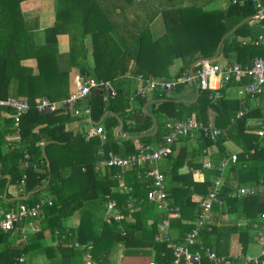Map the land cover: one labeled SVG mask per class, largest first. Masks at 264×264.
I'll return each instance as SVG.
<instances>
[{"label": "trees", "instance_id": "trees-1", "mask_svg": "<svg viewBox=\"0 0 264 264\" xmlns=\"http://www.w3.org/2000/svg\"><path fill=\"white\" fill-rule=\"evenodd\" d=\"M20 1L0 0V31L4 30L2 22L6 20L17 27L13 35H18L16 20H23ZM54 3L56 23L45 29V42L38 46H41L39 50L35 49L36 56L33 54L38 60L40 73L33 75L31 68L21 65L19 59L22 57L15 56L14 52L0 51V99L10 97L9 89L15 83L13 96L26 97L30 103L29 110L21 117L18 132L12 117L0 114L5 124V127L0 126V208L6 212L16 210L21 203L32 206L41 199H51L50 205L45 202L40 207L36 217L18 222L11 230H0V264H14L20 256L25 258V262L18 264L32 263L40 255L45 260L38 264H85L88 252L98 264H113L117 245L124 249L123 254L127 257L150 256L156 264H173V248L166 240L155 238L159 233L158 224L167 217V213L147 198V190L152 185L151 177L147 175L150 165L130 166L126 170L119 167L96 169L94 160L82 153L100 144L105 154L108 151L121 156L135 154L143 144L135 148L130 138L121 144L115 142L112 128L119 122L130 135L143 133L145 145H151L152 140L160 144L169 133L166 127L169 120H183L196 115L199 121L207 124L209 109L225 117L229 126L214 139L202 130H197L193 136L179 135L171 145V153L159 163L165 174L168 201L171 206L178 207V215L169 219L167 235L173 243H184L186 234L195 226L201 199L206 196L213 178L220 175L216 167L221 159L230 158L225 142L233 141L239 151L235 161L229 160L227 172L223 175L220 194L224 203L222 206L214 205L212 219L200 228L190 250L203 253L204 249L210 248L218 255L229 257L231 264H240L230 256L232 237L236 236L242 252L248 253L254 243V231L264 226V219L260 218L264 213V141H259L253 132H247L246 127L249 118L262 116V110L250 108L237 117V111L244 107L241 100L226 98L221 93L211 102L210 91L202 89H199L195 101H178L176 99L182 97L184 85L189 83L176 82L170 96L161 89L153 91L155 100L152 102L146 96H135L134 101L138 105L132 113L130 96L136 88L131 90L128 79L114 87L113 72L116 66H120V60H126L133 63L131 71L142 74L144 79L154 77L176 81L192 64L195 70L198 60L213 57L222 38L257 12L254 3L248 0L238 4L229 0L222 9H204L205 3L181 5L173 0H54ZM156 17L161 18L164 26L163 34L159 36H154L148 28ZM119 22L122 25H117ZM69 26H73L69 30L71 40L74 37L80 40L76 42L75 49L81 50L84 59L88 51L87 45H83L87 34L104 38L101 44H97L98 41L93 44L92 68L84 62L77 64L78 73L84 78H101L116 90L112 96L106 94L104 88L96 89L86 99L93 121L106 116L111 120L110 125L104 127L102 143L97 138L87 142L82 133L65 131L64 119L75 117L78 120L65 107L42 113L35 108L36 98L43 96L35 87V78L46 77V66L49 67L52 49L57 43L56 36L67 33ZM257 34L258 28L250 26L247 21L242 23L224 38L220 53L230 63L251 60L259 54L264 56V49L242 42L244 37ZM177 60L180 61L179 68L171 72L170 67ZM60 75L67 78L68 72ZM50 91L47 97L53 102L69 96L67 87L62 93L58 87H51ZM148 102L150 110H144L143 106ZM128 108L129 111L126 110ZM0 111L13 112L5 106H0ZM221 125L219 121L217 127ZM154 126L157 130L151 134ZM13 132L19 135V140L7 145L6 136ZM43 141L66 144L75 141L77 147L81 142V149L77 152L82 159L66 166L58 163L47 154L51 144H38ZM178 142L182 143L179 147L176 146ZM3 145L8 147L6 152H1ZM211 145H216L218 151L210 157L213 168L205 170L202 159ZM83 146L87 148L82 149ZM26 153L27 159L24 157ZM184 165L190 166V170L180 174L179 169ZM192 169H202L204 179L194 180ZM23 175L26 176L24 191L27 197L21 194L17 200H10L5 194L6 183L18 185ZM118 176L129 189L123 190L118 186ZM235 186H253L257 190L248 197L229 198L227 195ZM106 194L117 201V207L124 214L121 221H104ZM130 202L135 210L129 216ZM73 216H77V222L67 224L66 220ZM34 224L38 226L36 229L26 230V226ZM46 235L50 237L49 243L44 242ZM88 246H92L90 250ZM179 264L189 262L181 259ZM199 264L212 263L203 254Z\"/></svg>", "mask_w": 264, "mask_h": 264}, {"label": "built area", "instance_id": "built-area-1", "mask_svg": "<svg viewBox=\"0 0 264 264\" xmlns=\"http://www.w3.org/2000/svg\"><path fill=\"white\" fill-rule=\"evenodd\" d=\"M248 0H232V3L243 4ZM254 3L257 12L253 16V19L264 22V0H250ZM258 43L264 46V39L260 37L257 40ZM195 70L190 68L187 72H184L182 77L176 81H166L159 78H147L142 79V85L136 89V91L130 96V100H134L135 96L145 97L152 93L156 89L166 90L170 92L176 82H195L199 89L211 90L210 98L214 100L220 96V88L229 83L234 82L240 84L239 94L246 96H258L264 94V60L261 58H255L244 64L235 63L229 64H218L212 59H201L195 63ZM76 90L71 92L69 96L62 101L63 107L69 110L73 116L79 118V126H81V133L85 141H90L94 138L103 140L105 138L104 126L95 122L91 118V109L89 105L84 104L86 99L89 98L91 92L96 89H105L108 94L114 96L116 90L112 85L105 80H98L92 76L83 77L81 74H76L73 78ZM80 105V106H78ZM0 106L9 107L13 110L10 117L13 119V124L16 131L19 130V124L22 115L27 112L30 108V103L25 97H8L6 99H0ZM35 108L39 113L42 112H53L58 108V104L47 98H38L35 100ZM127 111L130 108L126 109ZM244 112L239 111L237 116H241ZM166 127L169 133L164 137L162 143L157 146L153 145H142L138 152L128 156H120L113 151H108L106 154L101 148L100 153L102 158L96 164V169L103 167H119L122 170L128 169L130 166H144L149 164L151 169L147 175L151 177L152 185L147 190V198L149 201L156 203L157 207L167 213V217L164 218L158 224L159 233L155 235L157 240H166L168 246L174 250L173 264H179L181 259L189 262V264H199L202 255L206 256L212 264H231L229 257L225 255H218L215 251L210 248L204 249V252L191 251V247L195 244L196 239L199 235L200 228L204 227L213 217L214 205L222 206L224 199L221 197L220 191L223 186V175L224 170L227 167L229 160H236V153H231L230 158H223L220 160L219 165L216 167L220 172L219 176H216L212 180V185L209 187L206 196L200 201L199 211L196 216L195 226L186 234L184 243L176 244L170 241L168 234L169 230V219L178 215V207H173L168 201L166 193V182L165 174L158 167V162L169 155L172 151L171 145L179 135L182 136H193L197 130H202L205 135L210 138H215L222 133V130L212 126L211 124L203 126L202 123L197 119L196 116L189 117L185 120L175 119L170 120L166 123ZM255 132L257 136L264 140V105H263V116L256 121ZM25 159L28 158V154L24 155ZM27 165L26 162L23 163ZM204 168L212 169V164L207 161L203 164ZM119 177L118 186L125 190L128 187L124 184L123 179ZM26 176L23 175L19 182L20 190H24ZM129 189V188H128ZM255 194V188L252 186H235L234 189L228 193L229 198L234 197H248ZM105 210H104V221L111 223L112 221H121L124 214L117 207V201L110 195H105ZM51 204L50 198L41 199L36 204L30 206L21 203L17 206L16 210H9L3 212L0 211V230L7 231L16 227L17 223L23 221L26 218L36 217L40 207L44 203ZM128 215L135 210L132 202L128 203ZM261 219H264V213L260 215ZM24 229L22 228V232ZM78 244H76L77 246ZM257 245V254L251 252L243 253L241 247L232 252L230 256L240 261V264L258 263L264 264V226L261 228L257 227L254 231V243ZM120 246V245H119ZM92 246H88V250ZM121 247V246H120ZM122 257V255H120ZM25 262V258L20 256L16 258L14 264ZM33 264V263H25ZM85 264H98L88 252L86 254ZM134 264V263H133ZM149 264H156L154 261H150Z\"/></svg>", "mask_w": 264, "mask_h": 264}, {"label": "crops", "instance_id": "crops-1", "mask_svg": "<svg viewBox=\"0 0 264 264\" xmlns=\"http://www.w3.org/2000/svg\"><path fill=\"white\" fill-rule=\"evenodd\" d=\"M194 1L196 2L198 0H194ZM211 1L212 0H209L208 3H211ZM226 1H227V3L223 0L220 7H217L215 9H218V8L222 9V8L226 7L229 0H226ZM189 2H191V1H186L185 3H189ZM222 5H224V6L222 7ZM19 9L21 11V15H22V19H23V20H16L18 22V27H19L18 31H20V32L18 33V35H13L16 33L17 27L14 26L13 24H10V22H6V20H3L2 27L4 30L0 31V51L1 50H5V51L7 50L10 52H14L15 56H21L22 59H19L21 65L26 66L28 68H31L32 74L37 75V73H40V68L38 66V60L34 57V55H35L34 53H35V49L38 48V50H39V48L41 46L40 47H38V46L45 42V29L55 25V23H56L55 3H54V0H21L19 3ZM253 16L251 17L252 19L248 20L247 22L249 23L250 26H255L256 29L258 28L259 34H257L256 36H252V37H250V36L244 37L242 39V42H243V44L249 43L251 45L258 46L261 49H264V46L257 42V40L260 37H262L264 39V22L253 19ZM158 18H160V17H156L148 25V26H150V32L151 33H152L151 29L153 27V24L156 22V20ZM117 25H122V23L119 22V24L117 23ZM69 30H70V26H69V29L66 30L67 33H61V34H58L56 36L57 43H56L55 49L54 50L52 49L53 55H52V58L50 59L49 67L46 66L48 68V70H46V72H47L46 77L35 78V82L37 84V86H35V87L43 95L42 98L49 99V97H47V94H48V92H50V94H51V91H50L51 87L60 88L61 93L64 92V89L66 87L68 88V94L75 91L76 86L74 84L73 78L76 74H78L77 64L84 62V63H87L88 65H90V67L92 68V63L90 62V60L93 58V52H94L93 44L95 41H98L97 44H101L102 40L104 39L103 36H96L94 34L88 33L87 36L85 37V41H86V45L88 47V51H87L86 57L84 59L82 57L81 50L77 51L75 49L76 48V42H78L80 40H78L75 37L71 40ZM132 30H134V27H132ZM35 45H37V46H35ZM219 54H221V53L219 52ZM222 56H223V64H221V65H224V64L232 65L235 63L244 64V63H247L249 61H252L255 58H261L264 60V56L259 54L251 60H245L242 62H231L230 63V62H228V60L226 59V57L224 55H222ZM212 58H214V56L211 58H208V59H212ZM120 61H121L120 66H116V69L113 72V73H115L114 83L112 82L114 84V87L120 86L127 79H128L127 80L128 86L131 87V90L134 88L137 89L138 87H140L142 85V79H144L142 74H137V73L132 72L133 71L132 70V65H133L132 62H127L126 60H120ZM174 64L170 67L171 72H175L179 68L180 61H179V65L174 66ZM192 66H193V64L191 65L190 68H192ZM64 71L68 72L67 78L60 75L61 73H64ZM49 73L51 76H49ZM149 78H154V77H149ZM98 80H103V79L100 78ZM186 85H188V86L192 85L193 86V88H194L193 93L190 92L189 95H182L181 98H178L176 100L184 101V102L195 101L198 97L199 87L196 85L195 82H192V83L186 84ZM14 86H15V83L13 84V86L11 85V87L9 89L10 97H14L13 96ZM239 86H240V84L234 83V82H229V83L223 85L219 90L220 96L222 93V95H224V97H226V98L241 100L242 105H244V107H243V110L237 111L236 116H237L239 111H243L245 113L250 108L261 109L262 110V116H263L264 94L258 95V96H253V97L241 95L238 92V90L240 89ZM209 91H210V94L213 93V91H211V90H209ZM105 93L107 94L108 92L106 91ZM154 93L155 92H152V93L146 95V98L148 100H150V102L155 100ZM166 93L168 96H170V95H172V90L170 92L166 91ZM181 94H182V92H181ZM210 94H209V96H210ZM219 97H217V98H219ZM38 98H41V97H37L36 99H38ZM217 98L212 100L209 97L211 102L215 101ZM62 101L56 102L58 104V108L63 106ZM150 102H148L146 105L143 106L144 110H146V109L150 110L149 109ZM84 104H87V100ZM156 104H158V103H156ZM137 105H138V102H135L134 100H133V102H131L130 108H132V113L134 111H136L135 108H137V107H135V106H137ZM0 114L2 115V117H3V114L6 117H10V114L6 111L5 112L0 111ZM193 116H196V115H193ZM262 116H260L259 118H256V117L255 118H249L246 121L247 132L249 131V132H253L254 134H256V132H255L256 121H258L260 118H262ZM106 117L101 118L99 121H96V122L101 123L104 127L109 126L111 123V120H107ZM237 117H239V116H237ZM187 118H189V117H187ZM187 118H185V119H187ZM185 119H183V120H185ZM79 121H80L79 118L77 120L75 117H71L70 119L69 118L64 119L63 122L65 125V128H64L65 131H71V132H74L75 134H76V132L81 133V130H80L81 126H79ZM153 121L155 122V120H153ZM206 121H207L206 122L207 124H203L201 121L200 122L202 123L203 126H207V125L211 124L214 127H217V123H219V121L222 122V125L217 127L219 129H221L222 131L224 128L229 126V122H228V120H226L225 117H220L216 112H214L211 109L208 110V117L206 118ZM0 126L5 127L4 118L0 119ZM220 127H223V128H220ZM126 130L127 129L122 128L121 122H119L118 125H116L112 128L113 134L116 137L115 142L117 144H121L122 141L130 138L133 141V145L135 146V148L140 147V145H142V144L145 145L144 144L145 140L142 139V136L144 135L143 133L130 135ZM156 130H157V128L154 126L151 134L155 133ZM104 139L103 140L99 139V140L102 143L104 141ZM211 139H214V138H211ZM258 139H259V141H264L263 139H261L259 137H258ZM6 140H7V145L8 144L10 145L12 142H17L19 140V135L17 133H14V132L10 133L6 136ZM46 143L51 144V146L49 145L47 150H46L47 154H49L50 158H52L54 161H56L58 163L65 164V166H66V165H68V163L69 164L70 163L76 164L75 162L77 160L82 159L79 156L80 152L79 153L77 152V151H80L79 149H81V146H80L81 142H79L80 145L78 144L79 145L78 147L76 144L77 142H75V141L72 142L71 144L56 143V142H54V143L53 142H46ZM46 143L43 141V142H39L38 144L41 146H44ZM151 145L157 146L159 144H157L154 140H152ZM181 145H182V143H179V142L176 144V146H178V147ZM101 146L102 145H100V144L98 147L93 145L91 147V149H89L88 152H87V150H84L82 154L84 155V157L92 158L94 160L95 164H97L99 162V160L102 158V154L100 153V151H101L100 147ZM225 146H226V149L228 150V153H230V154L231 153H237L239 151V147L235 143H233V141L225 142ZM86 148H87L86 146L82 147V149H86ZM7 150H8V147L6 145H3L1 147V152H6ZM217 151H218V147L216 145H211L210 147H208L205 150L204 157L202 159V168H204L203 164L207 161H210L212 164L210 157L212 154H215ZM159 163H161V160L158 162V167H159ZM212 166H213V164H212ZM100 169H104V167L100 168ZM204 169L208 170V168H204ZM189 170H190V166L184 165L183 167H181L179 169V173L180 174L187 173ZM226 172H227V170L226 171L224 170V175L226 174ZM192 176H193L194 180L201 181L204 179L205 173L202 169H192ZM256 190L257 189L255 188V192H256ZM5 194H7L10 197L9 198L10 200H12V199L17 200L20 197L19 195H21V194L24 195L25 197H27V195H25V191L20 190L19 183L17 185V184H9V182H7ZM1 210L2 209L0 208V211ZM66 222L69 225L75 224L77 222V216H73V217L68 218L66 220ZM35 226L38 227L36 224L28 225V226H26V230L33 231L34 229H36ZM233 237H235V238H233ZM233 237L231 240V250L233 248H236V250H238L240 248V245L237 243L236 236H233ZM44 242L45 243L50 242L49 235H46ZM238 246H239V248H238ZM236 250H234V251H236ZM122 251H124V249L122 247H120L119 245H117L116 246V252H118L119 254L116 255L118 257L117 260H114L115 262H117V264H121V263L123 264V262H125L124 264H133V263L134 264H149V262L152 261L150 256H128L127 257L124 254H122ZM234 251H231L230 253H232ZM120 255H122V257ZM120 258H122V260H120ZM44 260H45V257L43 255L42 256L40 255V256L34 258L32 263L38 264V263L43 262Z\"/></svg>", "mask_w": 264, "mask_h": 264}, {"label": "rangeland", "instance_id": "rangeland-1", "mask_svg": "<svg viewBox=\"0 0 264 264\" xmlns=\"http://www.w3.org/2000/svg\"><path fill=\"white\" fill-rule=\"evenodd\" d=\"M173 1H175L176 3H178V4H181V5H183L186 1H191L192 2V4H199V3H205L204 4V6H203V8L204 9H215V8H217V7H220V5H221V3L223 2V0H212L211 1V3H208L209 2V0H198V1H194V0H173ZM226 3H227V1L226 0H224ZM191 2H189V3H191ZM207 4V5H206ZM225 4V3H224ZM224 5H222V7H223ZM75 28L77 29V27L75 26ZM148 28H149V30H150V26H148ZM73 29V26H72V28L70 27V30H72ZM151 31H152V33L155 35V36H159V35H161V34H163V32H164V26H163V22H162V20H161V18H158L157 20H156V22L153 24V27H152V29H151ZM78 43H79V41H78ZM86 44V41L84 40V42H83V45H85ZM81 47H82V45H81ZM89 56V55H88ZM89 59V58H88ZM212 61H214V62H217V63H219V64H223V56L221 55V54H219L216 58H212ZM90 62L92 63V65H94V58H92L91 60H90ZM177 66V65H179V61L177 60L176 62H175V64H174V66ZM94 78H95V76H93ZM190 84V83H189ZM194 88H193V86L192 85H184V87H183V90H182V95H189V93L191 92V93H193V90ZM106 91V90H105ZM233 238H235V237H233ZM238 248H239V246H238ZM234 250H236V248H233L231 251H234ZM249 251L252 253V254H257V252H258V247H257V245H251L250 246V249H249ZM123 252L124 251H122V254H123ZM119 253L118 252H116L115 253V255H114V260H117V256L116 255H118ZM120 260H122V258H120ZM119 260V261H120ZM123 262V261H122ZM120 263V262H119ZM125 262H123V264H124ZM113 264H117V262H113ZM122 264V263H121Z\"/></svg>", "mask_w": 264, "mask_h": 264}, {"label": "water", "instance_id": "water-1", "mask_svg": "<svg viewBox=\"0 0 264 264\" xmlns=\"http://www.w3.org/2000/svg\"><path fill=\"white\" fill-rule=\"evenodd\" d=\"M263 14H264V12H263ZM250 19H252V18L250 17V18H247V19L243 20V21L240 22L236 27H238L240 24H242V23H244L245 21H248V20H250ZM236 27H235V28H236ZM235 28H234V29H235ZM234 29L231 30V31H229V32L227 33V35L231 34V33L234 31ZM227 35H225V36L222 38V40H221V42H220V44H219V46H218V49H217V51H216V54L214 55V58L218 56V54H219V52H220L221 44H222L224 38H225ZM43 187H45V185H44Z\"/></svg>", "mask_w": 264, "mask_h": 264}]
</instances>
